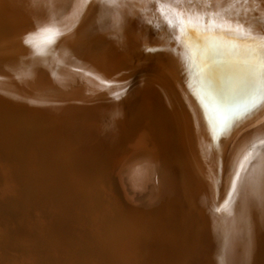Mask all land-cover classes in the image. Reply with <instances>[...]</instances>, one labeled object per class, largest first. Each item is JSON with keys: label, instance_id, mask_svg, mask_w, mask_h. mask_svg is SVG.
I'll list each match as a JSON object with an SVG mask.
<instances>
[{"label": "bare ground", "instance_id": "6f19581e", "mask_svg": "<svg viewBox=\"0 0 264 264\" xmlns=\"http://www.w3.org/2000/svg\"><path fill=\"white\" fill-rule=\"evenodd\" d=\"M257 46L264 63V0H0V92L24 96L0 98V264H185L204 210L212 264H264ZM242 178L226 216L217 188Z\"/></svg>", "mask_w": 264, "mask_h": 264}, {"label": "rangeland", "instance_id": "374dc122", "mask_svg": "<svg viewBox=\"0 0 264 264\" xmlns=\"http://www.w3.org/2000/svg\"><path fill=\"white\" fill-rule=\"evenodd\" d=\"M1 81V80H0ZM137 86V83H133L132 84V86H130L129 87V91L127 90V92L128 93H130L131 91H133L134 90V87L133 86ZM133 89V90H132ZM3 94L0 92V98L2 97V99H4V98H6V96H2ZM17 96H19L20 97V95H18V94H16V96H15V94H13V96L12 97H9V99L7 98V100L6 99H4V100H6V101H9V102H14L16 99V101L15 102H17V101H22V97H24L23 95H21V97L19 98V97H17ZM128 96V95H127ZM158 96V97H157ZM15 98V99H14ZM150 99H152L153 101H151L150 103L151 104H155L154 106L152 105L151 107L152 108H155V109H153L152 111H154L155 113H153L152 115H154L155 114V116H152L151 117V119L149 120V128L151 129V127H152V129L151 130H153V131H151L150 130V134H151V138H152V140L155 142V145H156V149H157V153H158V157L160 158L159 160H160V164H161V170H162V165H163V158L164 159H168V161H172L173 160V156H172V154H171V151H170V149L168 148V147H164L163 146V142H162V135L164 134V135H166L167 133L165 132L166 131V129L164 128V126H167L166 124L168 123V121H167V119H168V117L169 116H160V115H162V112H163V109L162 108H160L159 106H160V103H157V102H160L161 100H160V98H159V95L157 94H154L153 96H151V97H149ZM19 99V100H18ZM155 99H156V101H155ZM11 100H13V101H11ZM140 98H139V101H138V103L136 104V106H135V108L133 109V114L134 113H136V110H138L137 108H139V106H140ZM159 100V101H158ZM149 101V100H148ZM155 101V102H154ZM157 104H158V106H157ZM156 108H158V109H156ZM159 108H160V110H159ZM162 109V110H161ZM158 110V111H157ZM135 111V112H134ZM161 113H160V112ZM158 115H159V119H158ZM104 116V114L102 115V119L104 118L105 119V121H106V119L108 118V115L107 114H105V116ZM154 117V118H153ZM155 117H157V118H155ZM162 117V118H161ZM104 119H103V122L105 123V121H104ZM161 119H163L162 121H161ZM164 119H166V121L164 120ZM156 121V123H154V122H152V121ZM158 120V121H157ZM169 120V119H168ZM164 121V122H163ZM158 122V123H157ZM159 122H161V123H163V124H161L160 123V125H159ZM166 123V124H165ZM154 124H156V125H154ZM99 124H95L94 126L92 125V127L94 128V129H96V127L98 126ZM158 126H159V129H157L158 128ZM154 127V128H153ZM165 130V131H164ZM246 130V129H245ZM149 131V130H148ZM158 131V132H157ZM153 133V134H152ZM159 133V134H158ZM157 136H159V137H157ZM156 139V140H155ZM250 139L251 140H253V137H251L250 136ZM254 143V144H253ZM251 145H250V148H255V147H259V150L262 152V154L264 153V140L262 141V143L260 144V143H257V142H253ZM256 143V144H255ZM167 144V143H166ZM158 145V146H157ZM254 145V146H253ZM161 146V147H160ZM262 146V147H261ZM262 149V150H261ZM161 152H160V151ZM259 151V153H261ZM262 154H260V155H262ZM259 160V159H258ZM229 167H231V164H229ZM235 172H237V171H235ZM162 175V174H161ZM73 180V179H72ZM243 182V183H242ZM242 182L240 181V183H239V185H241V186H239V191L237 192L236 190H234L233 189V187H236V184L235 183H232L230 186H229V188L227 189V190H225L224 188H225V186H224V181H222L221 182V184H220V186H218L219 188H217V191H216V201L219 199V200H221V202H219V203H217V205L220 207V205L222 204V206H221V208H222V210H223V214L224 215H226V216H229V214H230V216L229 217H234L235 216V214H236V212L238 211L237 209H239V207H238V203H239V201H240V199L241 198H243V196L247 193V185H245L246 183H245V181H244V178H242ZM162 186H163V188H162ZM237 186V187H238ZM245 186V187H244ZM244 189V190H243ZM219 190V191H218ZM236 191V192H235ZM242 191L244 192V193H242ZM222 192H223V194H222ZM239 192H241V193H239ZM165 193H166V187H165V185H164V183L162 182L161 184H160V187H159V189H158V191H157V196H156V194H155V198L154 199H151V201H149V203H147L148 202V200H146V201H144V200H142V201H139V202H137L134 206L135 207H133L134 209H136L135 211L133 210V213L135 214H138V212H140V213H146L147 211H148V209L150 208V207H153V205H154V203L155 204H157L158 202H160L161 200H163L164 199V197H165ZM177 193V192H176ZM221 195L223 196V197H221ZM236 195V196H235ZM238 195V196H237ZM164 196V197H163ZM229 196V197H228ZM235 196V197H234ZM157 197V198H156ZM162 197V198H161ZM219 197V198H218ZM239 197V198H238ZM237 199V201H236V199ZM227 199V200H226ZM235 200L234 201V203L232 202V200ZM239 200V201H238ZM177 201V200H176ZM175 201V203H177ZM215 201V202H216ZM223 201V202H222ZM153 202V203H152ZM179 202V201H178ZM181 202V201H180ZM238 202V203H237ZM140 203V204H139ZM1 204H3V202L1 203ZM137 204H139V208H138V205ZM142 204V205H141ZM223 205H225V207L223 206ZM227 205L229 206L228 208H227ZM235 205V206H234ZM147 208V209H145V208ZM231 207V208H230ZM144 208V209H143ZM224 209H226V210H224ZM228 209V210H227ZM236 209V210H235ZM145 210V211H144ZM9 211V210H8ZM130 210L129 209H127L126 208V210H125V212L122 214V216L121 217H118L117 219H118V221L119 222H123V221H125L123 224L124 225H128V224H131L132 222H133V219L134 218H132V217H134V216H131L130 217V212H129ZM225 211V212H224ZM234 212L233 214H232V212ZM236 211V212H235ZM129 212V213H128ZM203 212V213H202ZM226 212H229V214L228 213H226ZM198 213V214H197ZM197 213H195V216L194 217H196L197 218V221H198V223L196 222V219L194 218L190 223H191V225H193L194 224V231H195V233L197 232V235L199 234L200 236L199 237H197L196 239H195V254L194 255H192L191 257H190V259L189 260H187L186 261V263L185 264H212V260H211V257L209 256V254H208V251L210 250L209 248H207L206 250H204V251H202V252H199V249H201V245H205V244H203L202 242H203V239H202V234H204L205 233V231H206V229H207V226H203V224H204V220L206 221V217H208V211H198ZM205 213V214H204ZM128 215V216H127ZM232 215V216H231ZM234 215V216H233ZM135 217H137V215L135 216ZM200 217V218H199ZM202 217V218H201ZM120 219V220H119ZM124 219V220H123ZM132 219V220H131ZM126 221H127V223H126ZM206 223V222H205ZM197 225V226H196ZM199 225V226H198ZM196 226V227H195ZM199 227H200V229H199ZM208 230V229H207ZM262 230H264V229H262ZM193 230H192V232H194ZM206 234V233H205ZM201 237V238H200ZM145 238H148V239H153V237L152 236H146ZM193 239V240H194ZM205 239H207V237L205 238V235H204V240ZM143 242V243H141L142 244V248L143 249H146L147 247H148V242L145 240L144 241V239L142 238L141 240H140V242ZM199 243H198V242ZM201 242V243H200ZM151 243H152V245H153V247L154 248H157L158 247V244H157V240H151ZM153 243H155V244H153ZM194 244V243H193ZM192 244V245H193ZM199 244V245H198ZM210 245V244H209ZM145 246V247H144ZM206 246V245H205ZM11 254H12V252H11ZM194 256V257H193ZM207 256V257H206ZM8 258H9V260H10V262H9V260H8ZM7 258V256H6V260L4 259L3 260V262L2 263H5V264H10V263H13V262H15L12 258H11V256H9ZM12 259V260H11ZM6 261V262H5ZM190 262V263H189ZM209 262V263H208Z\"/></svg>", "mask_w": 264, "mask_h": 264}, {"label": "snow or ice", "instance_id": "6c2138e0", "mask_svg": "<svg viewBox=\"0 0 264 264\" xmlns=\"http://www.w3.org/2000/svg\"><path fill=\"white\" fill-rule=\"evenodd\" d=\"M209 15L215 16L214 13H210ZM191 22V21H190ZM210 23H214V21H210ZM231 23V22H229ZM219 27V25H216ZM242 25H237L235 29H232L233 31L237 29H242ZM24 42L27 44L29 43V39L26 36ZM259 50L260 46H257V48L253 49V54H252V61L248 65V71L251 75L255 76L260 73L261 70H264V63H261L260 57H259ZM148 51H152V49H148Z\"/></svg>", "mask_w": 264, "mask_h": 264}]
</instances>
